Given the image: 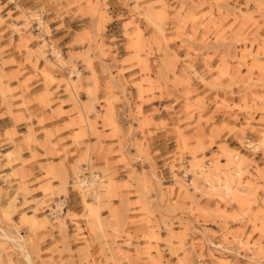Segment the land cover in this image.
Masks as SVG:
<instances>
[{"label":"rangeland","instance_id":"obj_1","mask_svg":"<svg viewBox=\"0 0 264 264\" xmlns=\"http://www.w3.org/2000/svg\"><path fill=\"white\" fill-rule=\"evenodd\" d=\"M83 1L101 25L111 19L107 0ZM123 2L118 72L140 70L123 79L139 102L127 129L113 85L98 99L94 38L84 30L87 50L64 52L45 9L19 7L25 59L0 68L14 121L0 132V264H264V0Z\"/></svg>","mask_w":264,"mask_h":264},{"label":"crops","instance_id":"obj_2","mask_svg":"<svg viewBox=\"0 0 264 264\" xmlns=\"http://www.w3.org/2000/svg\"><path fill=\"white\" fill-rule=\"evenodd\" d=\"M99 1L101 3L103 2V0ZM68 4V0H0V17L4 19V22L0 24V68L3 64V60L14 59L15 61L23 62L25 59V50L19 49L18 46L20 34L14 31L11 26L12 24L20 25V22L15 20L20 13L19 7L31 10H40L44 8L46 18L50 20L51 23L53 37L55 40H59L64 52H68L71 49H73L74 52H83L87 50L88 42L81 43L79 41L81 36L79 33L84 30L87 32L84 33V36L89 35L94 38V41L91 44V49L88 51V55L92 59L93 69L97 74L99 88L98 99L103 100L106 95H109V85H113L114 91L111 92L110 96H119V98H121V103H116L115 107L125 113V115H122L120 120L123 128L127 129L130 125L136 127L137 123H135L136 120L131 117V112L136 111V105L139 103L136 98L137 89L130 86L131 90L128 91V87L125 88V82L123 79L124 77L129 78L132 75L139 74L140 70L139 67L136 66L128 69L124 75H121L118 72L121 66L116 60H121L124 55L119 56L117 48L118 45H122V42L117 44L113 41L114 38L123 33L122 26L126 22V19L128 20L129 18V11L126 7V3H124L123 0H107V16L111 17V19L103 25H101L100 17L98 15L92 16L88 13V7L85 1L82 0L80 3L70 7ZM129 5H132L131 1L129 2ZM102 37L106 39L105 44L110 45L113 48L111 53L106 56L102 54L100 49V41ZM70 45L73 46L70 48L67 47ZM115 54L118 55L114 59ZM77 64L79 66V70L83 73L81 85L84 88L90 87L94 84L92 71L85 67L82 60H78ZM14 67V64L6 65L4 67V71H11ZM26 67L29 68V65L26 64ZM58 93L60 95V99L65 100L68 98L67 95H63L65 93L63 89H61ZM81 95L84 101L88 99L87 93L84 91H82ZM1 100L2 98L0 97V103ZM126 100H129V102ZM57 105L58 104H53L52 108H56ZM71 107L72 106L69 104L63 106V109L69 110ZM143 107L146 110L150 109L149 104H144ZM38 110L39 107H35V111ZM97 110H101L102 113L105 112L104 109H100L98 106ZM47 112L49 113L50 111ZM127 116L128 119H126ZM65 120H67V118ZM13 123L14 121L11 115L7 112V108L5 106H0V132L2 137L4 136L5 130L14 125ZM33 124H36V122L33 121ZM99 125L102 126V123L99 122ZM24 127H26V122L24 121L16 124V128L20 132L27 131L23 130L25 129ZM45 127H50V125L46 124ZM106 132H109V129H107ZM38 138H43L42 133H39ZM115 147L117 148L118 145ZM37 149L41 154L44 153L43 149L39 147ZM151 149V153H154L156 145H152ZM126 151H129V153L137 158L136 166L138 168H149V162L140 156L139 148L135 145L129 143ZM54 161H58V159H55ZM39 162L40 161L34 162L31 165V168L35 171V173L39 171ZM41 162H45V160H41Z\"/></svg>","mask_w":264,"mask_h":264},{"label":"built area","instance_id":"obj_3","mask_svg":"<svg viewBox=\"0 0 264 264\" xmlns=\"http://www.w3.org/2000/svg\"><path fill=\"white\" fill-rule=\"evenodd\" d=\"M34 30L39 33L41 26H42V22L38 21L37 19L35 21H33L32 23Z\"/></svg>","mask_w":264,"mask_h":264},{"label":"bare ground","instance_id":"obj_4","mask_svg":"<svg viewBox=\"0 0 264 264\" xmlns=\"http://www.w3.org/2000/svg\"><path fill=\"white\" fill-rule=\"evenodd\" d=\"M1 232H2V230H1ZM3 232H5V231L3 230ZM3 232H2V233H3ZM2 233H1V234H2ZM5 233H6V232H5ZM1 236H2V235H1ZM7 236H9V235H7ZM2 237H3V236H2ZM4 237H5V235H4ZM4 237H3V238H4ZM20 246H21V245H20ZM21 247H22V246H21ZM22 249H23V248H22ZM24 251H25V249H24Z\"/></svg>","mask_w":264,"mask_h":264}]
</instances>
